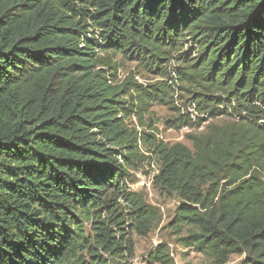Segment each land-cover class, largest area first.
<instances>
[{
    "label": "trees",
    "instance_id": "16d2710c",
    "mask_svg": "<svg viewBox=\"0 0 264 264\" xmlns=\"http://www.w3.org/2000/svg\"><path fill=\"white\" fill-rule=\"evenodd\" d=\"M118 54L162 79L117 82ZM179 82L197 114L175 107L171 125L230 119L193 148L156 144L155 184L214 264H264V0H0V264H130L116 228L153 218L127 189L146 137L126 113Z\"/></svg>",
    "mask_w": 264,
    "mask_h": 264
},
{
    "label": "rangeland",
    "instance_id": "374dc122",
    "mask_svg": "<svg viewBox=\"0 0 264 264\" xmlns=\"http://www.w3.org/2000/svg\"><path fill=\"white\" fill-rule=\"evenodd\" d=\"M115 59L121 65L117 72V82H121L133 72L136 73L135 79L145 86L155 84L162 79L145 71L137 62L126 59L122 54L115 56ZM179 63L175 60L171 63V66L175 67ZM179 84H181V88L175 86V90L169 92L173 97L167 98V102L162 100L151 101L148 111H142L138 108V113L135 111V107L132 106L134 110L126 113L128 125L146 137V139L139 142L138 157L135 158L131 166L127 167L128 176L125 180L127 189L145 202L148 206V214L153 218L152 226L146 234L143 233L144 229L141 225H139V228L136 225L130 227L129 219H125L120 224V228H116L118 237L125 232L133 240V253L127 256L130 264H164L150 256L152 252L161 248L168 249L173 264H214L213 259L205 252L198 250L197 247L185 241L189 234V226L178 228L175 225L176 213L181 199L178 195L166 192L162 187L155 184L154 178L159 172L161 161L160 157L153 152V149L158 143L168 146L183 143L193 148L191 134L207 132L212 124L217 125L227 122L230 116L209 118L203 125L197 127H174L171 125V120L177 116L175 107H182V112H185L184 110L190 111L193 106H191L189 98L193 95L188 89L197 88L182 82H179ZM195 116L196 112H193L192 117ZM123 211H126L125 207ZM90 228V224L87 223L88 232ZM227 264L253 263L245 262L244 254H232Z\"/></svg>",
    "mask_w": 264,
    "mask_h": 264
},
{
    "label": "built area",
    "instance_id": "2783aa9c",
    "mask_svg": "<svg viewBox=\"0 0 264 264\" xmlns=\"http://www.w3.org/2000/svg\"><path fill=\"white\" fill-rule=\"evenodd\" d=\"M174 74H175V73H174ZM191 106H193V108H191L190 111H191V113H192V115H193V112H196V110H195V109H196V108H195L196 106H195L194 103H193ZM196 114H197V113H196Z\"/></svg>",
    "mask_w": 264,
    "mask_h": 264
}]
</instances>
